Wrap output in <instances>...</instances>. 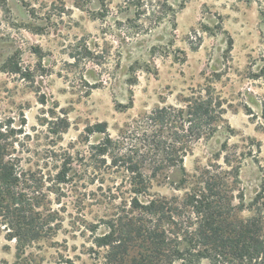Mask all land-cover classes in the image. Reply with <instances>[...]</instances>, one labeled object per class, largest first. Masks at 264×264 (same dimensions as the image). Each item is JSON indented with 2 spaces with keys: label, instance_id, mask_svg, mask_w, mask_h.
Returning <instances> with one entry per match:
<instances>
[{
  "label": "rangeland",
  "instance_id": "rangeland-1",
  "mask_svg": "<svg viewBox=\"0 0 264 264\" xmlns=\"http://www.w3.org/2000/svg\"><path fill=\"white\" fill-rule=\"evenodd\" d=\"M1 121L22 178L0 264H105L98 237L139 216L133 163L178 213L206 192L264 242V0H0Z\"/></svg>",
  "mask_w": 264,
  "mask_h": 264
},
{
  "label": "trees",
  "instance_id": "trees-1",
  "mask_svg": "<svg viewBox=\"0 0 264 264\" xmlns=\"http://www.w3.org/2000/svg\"><path fill=\"white\" fill-rule=\"evenodd\" d=\"M202 105L197 109L202 115L208 114L209 110ZM9 123L0 122V200L12 193L22 178V172L13 163V132L17 131L8 129ZM106 150L103 146L102 153ZM127 170L132 171L137 178L131 203L139 216L130 217L123 223V235L113 238L112 230L98 237L99 246L109 249L105 264H201L205 258L214 260L213 251L226 252L227 248L229 255L238 260V264H264V242L260 240L254 225L247 222L235 232L226 227L221 228L224 223L223 211L215 206V201L206 192L189 193L182 202L183 212L178 213L177 207L147 193L149 186L137 163L127 167ZM141 196L147 199L142 200ZM3 209L0 203V212ZM184 209H188L187 212ZM186 214L197 218V227L192 234L189 227L184 229L188 219ZM158 215H162V219ZM156 217L158 218L155 220ZM162 221H169L170 225H163ZM182 232L185 236H196L200 248L184 245L180 238ZM134 249L137 250L132 255Z\"/></svg>",
  "mask_w": 264,
  "mask_h": 264
}]
</instances>
